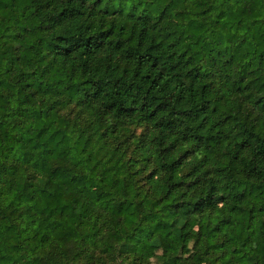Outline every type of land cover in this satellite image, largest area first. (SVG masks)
<instances>
[{"label":"trees","instance_id":"trees-1","mask_svg":"<svg viewBox=\"0 0 264 264\" xmlns=\"http://www.w3.org/2000/svg\"><path fill=\"white\" fill-rule=\"evenodd\" d=\"M83 3L0 0V264L5 246L25 264H264V0H96L91 49L61 34ZM101 53L123 69L106 112L146 113L167 165L137 167L142 120L89 131L59 98L65 65ZM84 83L87 103L105 92Z\"/></svg>","mask_w":264,"mask_h":264},{"label":"clouds","instance_id":"clouds-1","mask_svg":"<svg viewBox=\"0 0 264 264\" xmlns=\"http://www.w3.org/2000/svg\"><path fill=\"white\" fill-rule=\"evenodd\" d=\"M253 3L254 0H245V7L248 9L246 15H251ZM105 6L112 8L114 7V4H107ZM256 7L260 14V18L264 19V5H257ZM74 15L78 16L79 19L75 21H69L65 25V31L61 34L68 35L70 37V44H74L76 47L84 45L91 49L93 46V41L89 40L88 37L92 34L93 29L100 31L101 29L98 27L99 22L102 19L106 21L108 18L104 17L103 12L96 6V0H84L82 10ZM262 34H264V29H262ZM48 39H51V35L48 36ZM50 51V49H42L40 55H48ZM48 58L51 59L52 56H48ZM73 63L75 67L71 73L67 71V64L65 65L64 75L67 77V84L65 86L63 95L59 97L61 99L67 98L71 100L69 107L75 109L73 115L75 116L81 111V108L78 105H83L86 109L87 120L89 122H95L93 129H90L89 131L95 130V126L100 123L101 117H103L104 121L106 122L111 120L112 123H116L118 126L123 125L125 128H136L139 122L142 120L143 126L149 128L151 131L146 137L147 146L136 153V158L140 160V164L137 167L144 168L145 159L149 156L153 158V164L149 167H159L161 164L167 165L169 163V157L160 156L162 149L159 147V145L161 139L163 138L161 137L157 139V137L160 136L161 130L155 128L154 121L147 119L146 113L133 118H128L123 116L118 117L116 111L114 110L106 112L109 103L116 105L125 103V98L116 95V92L120 89V85L116 84V80L119 78V76L123 75L121 61H116L115 64H113L112 58L105 60L104 53H101L97 57L90 58L87 64H84L82 60L75 57L73 58ZM37 66H39V56L37 57ZM124 79L127 80V76H125ZM86 80L99 81L100 83L97 84V87H105L104 94L98 101L94 103L85 102L83 92L89 88V85L84 83ZM121 83H123V81H121ZM165 94L169 95L170 93L166 91ZM106 128H108L107 123H105L99 130L95 131V136L93 138L102 134ZM118 142L119 141H117V143ZM129 147H131V143L129 144ZM164 147H167V144H165ZM183 147H187V145L182 146L180 151H183ZM178 154L179 153H177V155ZM84 155H87V153ZM192 159L193 157L189 156L187 160L182 162L185 165L180 169L182 172H186L188 170L187 164ZM81 167H83V165H81ZM193 167H195V165H193ZM133 170L135 171V169ZM161 175L164 178L163 181H158V183L161 185V188L163 187V184L173 182L168 180L169 175H174L173 173L164 172L161 173ZM192 178L194 179L195 176ZM179 194L180 193H178V195ZM260 248L261 250H264V242L261 243ZM4 252L11 255V262H14V264H25V262L28 259H31L32 256L30 249L27 247L20 251L19 255H17L11 248L7 246H5ZM253 256H258V252H249L246 254V258H251ZM21 257H23V259H21Z\"/></svg>","mask_w":264,"mask_h":264},{"label":"rangeland","instance_id":"rangeland-1","mask_svg":"<svg viewBox=\"0 0 264 264\" xmlns=\"http://www.w3.org/2000/svg\"><path fill=\"white\" fill-rule=\"evenodd\" d=\"M76 264H81V263H76Z\"/></svg>","mask_w":264,"mask_h":264}]
</instances>
